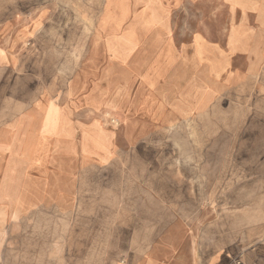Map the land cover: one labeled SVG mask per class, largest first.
I'll list each match as a JSON object with an SVG mask.
<instances>
[{
	"label": "crops",
	"instance_id": "1",
	"mask_svg": "<svg viewBox=\"0 0 264 264\" xmlns=\"http://www.w3.org/2000/svg\"><path fill=\"white\" fill-rule=\"evenodd\" d=\"M34 3L0 0V264H264V215L226 208L264 201V130L242 125L264 117L224 108L264 100V0H205L199 28L124 0L84 66L81 26Z\"/></svg>",
	"mask_w": 264,
	"mask_h": 264
},
{
	"label": "rangeland",
	"instance_id": "2",
	"mask_svg": "<svg viewBox=\"0 0 264 264\" xmlns=\"http://www.w3.org/2000/svg\"><path fill=\"white\" fill-rule=\"evenodd\" d=\"M124 1V0H123ZM122 0H35V9L39 10L42 7L44 8L45 14L54 19H58L60 21V29L62 33L65 32H73L74 25L81 26V40L76 41L75 47L72 48V51L77 55L79 50H81V54L83 57V66L85 65V59L87 50L89 49L90 37L95 33L97 22L101 18V13L104 11V17L111 20H119L122 18L123 11L121 8L123 7ZM127 2V0H125ZM177 3L176 17L179 21L184 25L186 20L193 19L195 23V28H199V23H201V17L204 10L207 8L205 6V0H173ZM111 9L114 12V18L110 17V13H107V10ZM116 12V13H115ZM122 12V13H121ZM215 10L210 9L209 14L213 15ZM32 12L29 11V16H31ZM107 13V14H106ZM106 15V16H105ZM109 21V20H108ZM186 28V27H182ZM112 33H115L114 28H112ZM68 43H66L67 45ZM68 49V48H67ZM86 85L89 84L90 78L87 76ZM255 91V90H254ZM253 91V92H254ZM256 93H250L249 90L242 91L240 105H231L226 106V113H242L255 115L257 114L259 117H264V100H260L255 95ZM238 97V98H240ZM233 101V100H232ZM231 101V102H232ZM239 101V99H238ZM230 104V102H229ZM211 112H215L212 110ZM216 112H224L223 108H218ZM110 115L105 114V117H109ZM107 124L110 121L106 122ZM116 123H114L115 125ZM243 128L247 126H252V129H257L258 131L264 130V121H248L242 122ZM191 127V126H190ZM174 130H180L178 135H181V130L186 129V123H181L177 127H172ZM160 143V155L163 161H185L186 153L185 145L186 138L184 137H165L159 139ZM258 144L264 146V138L258 139ZM147 157H149L147 155ZM150 158V157H149ZM226 208L232 209L233 206L241 207L242 213L245 215H249V225L252 222H255V218L259 219V217L264 215V201H251V202H241V203H226Z\"/></svg>",
	"mask_w": 264,
	"mask_h": 264
},
{
	"label": "built area",
	"instance_id": "3",
	"mask_svg": "<svg viewBox=\"0 0 264 264\" xmlns=\"http://www.w3.org/2000/svg\"><path fill=\"white\" fill-rule=\"evenodd\" d=\"M109 121H110V123L114 124V120L113 119H109ZM234 264H243V263L239 259H235L234 260Z\"/></svg>",
	"mask_w": 264,
	"mask_h": 264
}]
</instances>
